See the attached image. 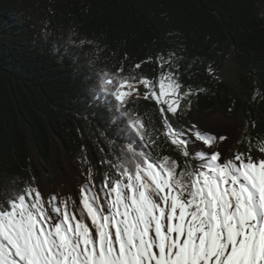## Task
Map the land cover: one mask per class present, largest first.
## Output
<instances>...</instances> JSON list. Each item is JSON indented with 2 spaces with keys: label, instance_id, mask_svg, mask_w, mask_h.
Listing matches in <instances>:
<instances>
[{
  "label": "trees",
  "instance_id": "trees-1",
  "mask_svg": "<svg viewBox=\"0 0 264 264\" xmlns=\"http://www.w3.org/2000/svg\"><path fill=\"white\" fill-rule=\"evenodd\" d=\"M264 0H0V206L41 173L32 159L48 160L59 139L73 160L90 151L102 180L108 159L117 162L131 135L102 95L101 73L148 79L158 93L171 72L191 95L176 129L192 106L201 112L241 109L247 127L237 153L264 148ZM231 54L236 86L212 75ZM136 65H140L139 68ZM122 70V72H121ZM145 89L129 99L160 161L185 158L164 136L159 105ZM110 99V98H108ZM123 133V135H121ZM115 146V150H114Z\"/></svg>",
  "mask_w": 264,
  "mask_h": 264
},
{
  "label": "snow or ice",
  "instance_id": "snow-or-ice-1",
  "mask_svg": "<svg viewBox=\"0 0 264 264\" xmlns=\"http://www.w3.org/2000/svg\"><path fill=\"white\" fill-rule=\"evenodd\" d=\"M99 79L97 99L126 118L131 139L115 164L108 159L102 180L95 165L86 169L78 194L53 192L46 201L29 185L0 206V264H264V158L226 159L227 135L173 127L168 114L191 95L173 74L159 93L146 78ZM140 87L160 106L164 136L185 158L179 175L176 160L151 157L156 140L127 110Z\"/></svg>",
  "mask_w": 264,
  "mask_h": 264
},
{
  "label": "rangeland",
  "instance_id": "rangeland-1",
  "mask_svg": "<svg viewBox=\"0 0 264 264\" xmlns=\"http://www.w3.org/2000/svg\"><path fill=\"white\" fill-rule=\"evenodd\" d=\"M262 7L264 8V5H262ZM167 74L172 73L169 72ZM212 75L216 78L224 79L231 83V85L236 86L238 70L231 54L228 56L226 62H224L222 68L218 71H214ZM163 77H165V75H163L161 79ZM164 83H167L166 79L164 80ZM143 89V87L138 89L140 94ZM159 91L160 84L158 93ZM183 118L186 123L191 126L196 125L212 134L227 135L228 139L226 144L227 146L229 145V148L232 147V155L229 156L228 148V150H226V159L238 154L236 151L237 143L247 127L241 109H233L231 113L215 111L201 112V110H197L190 106L185 110ZM53 143L56 148V153H53V156L48 160H39L37 154L34 152L32 153V159L38 161L39 169L41 171L38 176L35 175L36 178L32 187L38 188L39 190L43 187L41 192L46 201L49 195L55 192V189V193L59 194L61 198L73 196L74 193L78 194L81 183L83 182L82 177L85 174L86 169L95 165V170L97 172V167L90 151L87 152L86 160H73L69 157L67 150L63 146L64 144L59 139L53 138ZM242 154H252L257 160L264 158V153H261L260 148L256 145H251L250 150ZM71 165H74L75 170L71 168ZM50 186L53 187L54 190L50 189Z\"/></svg>",
  "mask_w": 264,
  "mask_h": 264
},
{
  "label": "bare ground",
  "instance_id": "bare-ground-1",
  "mask_svg": "<svg viewBox=\"0 0 264 264\" xmlns=\"http://www.w3.org/2000/svg\"><path fill=\"white\" fill-rule=\"evenodd\" d=\"M240 121H241V119H240ZM238 124H239V122H238ZM223 147H224V149H225V156L227 155V152H226V150H228V148H229V145L227 146V144L225 143L224 145H223ZM229 156L230 155H232L231 153V151H232V147L231 148H229ZM71 168H73L74 170H75V168H74V165H71ZM51 187V186H50ZM43 188V187H42ZM42 188H41V191H42ZM50 189H53L54 190V188L53 187H51ZM55 192H56V189H55Z\"/></svg>",
  "mask_w": 264,
  "mask_h": 264
},
{
  "label": "water",
  "instance_id": "water-1",
  "mask_svg": "<svg viewBox=\"0 0 264 264\" xmlns=\"http://www.w3.org/2000/svg\"><path fill=\"white\" fill-rule=\"evenodd\" d=\"M35 154H36V152L35 151H33ZM36 162H37V164H38V161L37 160H35ZM35 178H36V176H34L33 177V179L35 180Z\"/></svg>",
  "mask_w": 264,
  "mask_h": 264
}]
</instances>
